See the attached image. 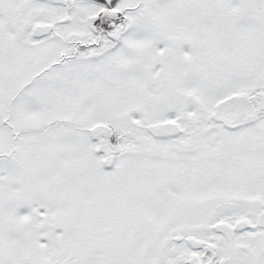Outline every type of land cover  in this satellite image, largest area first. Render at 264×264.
<instances>
[{
    "label": "snow or ice",
    "instance_id": "6c2138e0",
    "mask_svg": "<svg viewBox=\"0 0 264 264\" xmlns=\"http://www.w3.org/2000/svg\"><path fill=\"white\" fill-rule=\"evenodd\" d=\"M0 264H264V0H0Z\"/></svg>",
    "mask_w": 264,
    "mask_h": 264
}]
</instances>
